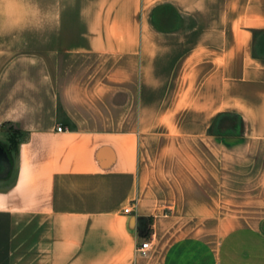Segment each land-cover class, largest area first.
I'll use <instances>...</instances> for the list:
<instances>
[{
	"label": "crops",
	"instance_id": "obj_1",
	"mask_svg": "<svg viewBox=\"0 0 264 264\" xmlns=\"http://www.w3.org/2000/svg\"><path fill=\"white\" fill-rule=\"evenodd\" d=\"M10 130L0 264H264V0H0Z\"/></svg>",
	"mask_w": 264,
	"mask_h": 264
},
{
	"label": "rangeland",
	"instance_id": "obj_2",
	"mask_svg": "<svg viewBox=\"0 0 264 264\" xmlns=\"http://www.w3.org/2000/svg\"><path fill=\"white\" fill-rule=\"evenodd\" d=\"M8 129V127H7ZM11 131H8V134L5 136L2 134H0V149L4 152H6L10 162H11V170L9 171V174L7 177L5 178H2L0 177V183H3L4 180H7L11 174H12V169H13V161H14V158H15V146H16V143H17V137H16V134L15 133H12L11 134ZM2 153L0 151V173L3 171V163H2Z\"/></svg>",
	"mask_w": 264,
	"mask_h": 264
},
{
	"label": "water",
	"instance_id": "obj_3",
	"mask_svg": "<svg viewBox=\"0 0 264 264\" xmlns=\"http://www.w3.org/2000/svg\"><path fill=\"white\" fill-rule=\"evenodd\" d=\"M2 150L0 149V151L3 152L2 153V163H3L4 167H3V171L0 173V177L5 178L8 176L9 171L11 170V162H10L6 152H4Z\"/></svg>",
	"mask_w": 264,
	"mask_h": 264
},
{
	"label": "built area",
	"instance_id": "obj_4",
	"mask_svg": "<svg viewBox=\"0 0 264 264\" xmlns=\"http://www.w3.org/2000/svg\"><path fill=\"white\" fill-rule=\"evenodd\" d=\"M56 129L58 131H61V127L59 126ZM124 212L125 213L130 212V208L129 207L124 208ZM149 248H150V240H144L140 245L136 247V250L143 253L149 250Z\"/></svg>",
	"mask_w": 264,
	"mask_h": 264
},
{
	"label": "trees",
	"instance_id": "obj_5",
	"mask_svg": "<svg viewBox=\"0 0 264 264\" xmlns=\"http://www.w3.org/2000/svg\"><path fill=\"white\" fill-rule=\"evenodd\" d=\"M12 133H15V134H16V137H17V143H16V146H15V152H16V148H17V144H18V140H19V136H18V133H19V132H18L17 130H12V131H11V134H12Z\"/></svg>",
	"mask_w": 264,
	"mask_h": 264
}]
</instances>
